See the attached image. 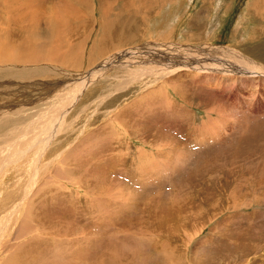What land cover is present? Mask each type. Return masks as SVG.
Wrapping results in <instances>:
<instances>
[{
  "label": "rangeland",
  "instance_id": "obj_1",
  "mask_svg": "<svg viewBox=\"0 0 264 264\" xmlns=\"http://www.w3.org/2000/svg\"><path fill=\"white\" fill-rule=\"evenodd\" d=\"M74 1L86 7L77 12L61 0H0V109L6 104L12 112L21 110L1 123L0 149L8 144L2 134L30 124L32 133L23 132V141L25 148L36 151L16 155L11 164L0 161L11 175L0 184V264H45L44 257L32 260L35 243L27 245L28 241L48 240V248L70 241L79 245L89 243L88 233L121 240L119 256L125 264H264V74L233 78L228 86L215 87L216 93L223 92L221 99H209L192 82L194 72L180 69L183 64L172 72L181 83L177 92L168 74L161 75L155 66L153 54L126 52L169 41L186 48L225 45L264 66V0ZM201 77L207 85H217L209 74ZM157 92L166 94L176 114L174 121L172 114L169 118L175 129L166 135L180 149L182 144L188 157L182 172L164 173L160 181L153 176L147 190L139 184L136 191V169L155 168L147 159L153 158L154 164L159 149L167 148L159 147L165 134L159 129L162 121L156 127L134 115L139 103H148L146 99ZM64 106V120H52L50 130L41 134L37 126L43 123L46 129V121ZM211 124L222 129V144L203 142ZM107 139L110 144H103ZM85 141L95 147L107 145L99 155L105 170L101 177L88 162L69 163ZM37 154L46 164L42 176L50 175L48 179L63 187L57 189L72 197L58 194L50 200L52 206L78 208L81 213L87 203L103 199L108 202L103 208L111 209H129L133 201L132 220L124 229V222L114 220L108 231L95 227V218L83 212L87 220L51 215V239L41 228L19 231L26 221L40 224L33 206L41 205L40 196L48 190L42 182L29 189L22 182L34 172ZM114 156L119 163L108 161ZM27 193L30 196L23 197ZM158 197L161 210L172 207L177 212L169 226L156 216ZM132 226L145 234H133ZM172 248L183 251L182 263H175ZM101 255L99 249L87 253L78 264H114L110 258L100 262Z\"/></svg>",
  "mask_w": 264,
  "mask_h": 264
},
{
  "label": "bare ground",
  "instance_id": "obj_2",
  "mask_svg": "<svg viewBox=\"0 0 264 264\" xmlns=\"http://www.w3.org/2000/svg\"><path fill=\"white\" fill-rule=\"evenodd\" d=\"M64 2L70 8H73L77 12H79L81 9L86 7V4L83 1L76 2L74 0H61V3H64ZM106 3L110 6V3H108L107 1H106ZM106 3H105V5H107ZM168 19H169V17H168ZM166 24H167L166 28L169 27L168 26L169 24L167 22H166ZM162 27H163V29L165 28V26L161 25L160 28H162ZM85 28H87V27H85ZM175 43L170 42V41L164 42V43H162V42L156 43L155 42V43L150 44V47L128 49V50H126V52H127V54H129V53L139 54L141 52H143L145 54H153L157 59L155 66L160 68L161 75L162 74H168V76H169L168 79H169V81H171L170 84L175 86V87H173V89L176 91L179 89V87H177V86H180L181 83L176 81V79L174 78V74L172 72L179 69V68H177V65L181 66L180 64H183L180 67V69L194 72V75L192 76V79H193L192 82L197 86V88L204 95V97H207L209 99H215V98L221 99L223 96V92L219 90L220 92L216 93L215 90L221 84H226V86H228V84H230L232 82L231 79H233V78H239V80H240V79H243V77L246 78L248 76H257V75L264 74V66L260 62H258L256 60L254 61V60L248 59L246 56L241 54L240 51H238L237 49L232 48L230 46L223 45V46H216L215 47L212 45H206L205 47H208L207 49L205 47H200V46L195 47V48L194 47L193 48H191V47L186 48V47H182L180 45H177ZM204 48L206 50L202 51ZM8 60L10 62L12 61V59H8ZM204 73L209 74L210 77L215 81V84H217V85L216 86L214 84L213 85H207L208 80L206 78L201 77V75ZM217 73H219V74H217ZM217 75H219V77ZM224 78H225V80L223 82L221 79H224ZM89 80H90V77L86 80V82H88ZM205 83H206V86H205ZM183 84H185V86L191 85L189 83L188 84L183 83ZM215 87H217V88H215ZM180 90H181V88H180ZM223 91H225V90H223ZM165 95L166 94H164V93L157 92L153 97L146 99V100H148V103H144V101H142L139 103L140 106L139 107L137 106L134 110L135 117H137L139 119L137 121H142V119H143V121H145L147 124L150 123L152 125L154 123L156 127H158L160 125L158 122L161 123V121H162V123H161L162 127L159 129H162L165 134L162 137L163 142H162V144H159V147H167V148L159 149V151L157 152V157L156 158L154 157V159H157L154 162V164L151 162L153 160V158L147 159L148 161H150V166L151 167L155 166V168L148 169L145 167V168H143L144 170L136 169V173H134L135 175H133L134 177L133 176L132 177H133L135 184H138V186H135V185L131 186V190H133V191L135 189L134 186L137 187L136 191L138 190L139 184L143 189L147 190L149 187V184L151 182V177H153V176L156 177L155 179H158L160 181L163 178L164 173L170 174L172 171H173V173L174 172H178V173L182 172L183 167H184V161L183 160H185L186 157H188V152L185 151L187 154L185 152H183L185 148H183L182 144H180V146L183 149L182 148L180 149L178 147V145L175 146V142L173 141L172 136L166 135L167 132H169V131L172 132V129L174 131L175 124H173L172 122L169 121V118H170L172 112H171V109L169 107L170 99L168 101L166 98L167 96L165 97ZM5 105H3L2 108L0 109V127L2 125L1 123H3L4 120H7L8 118H14L16 116V111L17 112L21 111L20 109H12L14 111V112H12L11 109L9 110V107H7V108L4 107ZM8 105H11V103L7 104V106ZM13 107L15 108V105H13ZM172 110H175V109L172 108ZM173 115H176V114H172V116ZM65 116H66V108L64 106V107L60 108V111L54 117H52L51 119L46 121L47 124H45V125L48 126L46 129L43 128V123L42 124L36 123V124H39L37 126V128L40 130H38V131L41 134H46L47 131L50 130V128H51L50 122L52 120L61 122L64 120ZM173 118L175 119L176 117H174V116L172 117V120L174 121ZM46 119H48V117ZM16 120L18 121V119H16ZM176 120H175V123L179 124L178 122H176ZM7 121H9V119ZM18 124H19V121H18ZM10 126H11V124H10ZM34 126H36V125H34ZM193 128H194V126H193ZM32 130L33 129L30 127V124L24 126L23 128H22V126L17 125L14 129H13V127H11L6 133L2 134V136H4V137L1 136V138L4 139V142L8 141V144L3 146L0 149V161L2 163H4L5 161H8L11 164L16 155H20L23 157L26 154H28L27 152L30 151L31 149L25 148V146L27 144H26V141H25V143L23 141L24 135L22 133L25 132L26 134H30V133H32ZM196 130H198V129H196ZM102 131L104 133V130H99L98 132L101 134ZM225 133L226 132H224V134ZM221 134H222V129H219L215 124H211L208 127L207 131H205V133L203 134L204 136H202V137H204L203 142L205 143V142H208V140L209 141L210 140H215V141L217 140V141H220V143H221L223 141V136L221 137ZM168 136H169V138H172V140H168ZM14 137L16 138L15 143L13 142ZM260 139H262V138H260ZM234 140L237 141V143H239L238 142L239 141L238 136H235ZM40 142H44V139H41ZM193 142H196V141H193ZM105 143L110 144V140L107 139L103 144H105ZM197 143H199V142H197ZM194 144H196V143H194ZM221 146L224 147L225 145H221ZM233 146H234V143L231 147H233ZM249 147H251V146H249ZM262 147H264V144L262 145ZM104 148H107V145H104V147L103 146H96L95 147L91 142L85 141L84 144L78 146V148L76 149V151L74 153L75 155L73 154V156L70 158L69 163L70 164H76V165H82L85 162H88L92 168L97 169L95 171V176L101 177V176H103V171H105V170L101 166V164L103 162V158L99 155L103 153ZM226 148H228V147H226ZM201 149H204V147ZM231 149H233V148H231ZM234 149L240 152L239 146H235ZM37 150H38V148H37ZM258 150H261V148H258L257 151ZM31 151H34V150H31ZM145 153L146 152L143 151L141 157L143 155L145 157ZM235 153L236 152L233 150L231 155H235ZM34 154H36V151H34ZM191 154H193V153H191ZM191 154H189V156ZM242 155H243V151L240 154H238V156H240V157ZM36 156L38 157V159L35 162L34 172L32 173L31 177L28 180H25L24 178H22V182L25 185V189L35 188L38 186V184L40 182H42L48 188V190L44 191L40 196L39 202L41 205L40 206H35V205L33 206L34 210H38V213H36L34 211V214L38 217L40 224H36L33 221H26L24 224H22L19 227V231H23L26 228H41L44 231L45 237L47 239H51L53 237L51 235L54 234V229L48 223V220L51 217V215L87 220V218L84 217L85 215H83V213L88 214L87 216H91V217L95 218V220H96V225L94 224L95 227H98L102 230H108V231H109V228L111 227V224L114 220L124 222L121 225L122 229H124V227L134 217V211L132 210V207L134 205L133 201H131L129 203V205H130L129 209L127 207H125L124 205L118 206V207L114 205L113 208L111 209L110 207L109 208H106V207L103 208V205L104 204L107 205V203H108L107 199H103V201L99 200V201H95L92 203H87L89 205V207L87 206V208H84V210H80L81 213H78L79 212L78 208L74 211L73 209H69L68 206H65V205H63L59 208H58L57 204H56V206H52L53 202H50V200L51 199L54 200L56 198H59V196H57L58 194L59 195L62 194L63 196H65L69 199H71L72 197H70L69 192L66 191L65 189H64V192L60 191L59 189H62L63 187H60L59 184L55 185L53 179H48V177H50V175H48V177L42 176L44 174L46 164L44 163L43 160L41 163V159H40L42 157L41 154H37ZM238 156L236 158H238ZM245 157H247V156H245ZM260 157H262V156H260ZM115 158H118V157L114 156L113 158L109 159L108 161H110V162L113 161L114 163H119V161L116 160ZM243 159L245 160V158H243ZM254 160H256V158ZM257 161H259V160H257ZM133 163H132V165H134ZM251 163L253 164V161ZM254 163H255V161H254ZM254 165H256V164H254ZM6 175L8 176L9 179H11V175H10L9 170L7 168L0 167V184L6 181V178H7ZM135 176H136V178H135ZM169 176H171V175H169ZM14 182H16L15 179L13 180V183ZM57 188H59V189H57ZM132 188H134V189H132ZM182 194H185L184 191ZM27 196H30V193L23 195V197H27ZM159 197H158V199H156V203L154 205L155 209L157 207H160V213L156 216H157V218L164 219V226H169L168 222L170 220L173 222L174 215L176 216L177 212L175 213V210L172 207H168L169 208L168 210H161L162 199H160ZM136 198H137V194H135L133 196V200H135ZM113 199H115V201H117L116 197H113ZM179 201L181 202V200H179ZM192 201H193V199H192ZM125 211H127L126 214L123 213ZM134 227L135 226L131 227L133 234H135V235H138V233L139 234H142V233L145 234L144 231L139 230V227H135V228ZM218 229H220V228H218ZM219 232H221V231L219 230ZM100 234L101 233H97V234L88 233L89 243H82L79 245H77L75 241H70L64 245H61V243H55V245H56L55 247L53 246V248H48V246L50 247V245H48V244L51 243L48 240H30L26 244L28 245V244L35 243V245L32 247V252L34 253V257H32V260L44 257L43 260L46 262L45 264H78L79 261L81 263V260H83V257H86L87 253H90V252L96 253V251H98V249L101 253H103V255H101L100 258L99 257L95 258L96 260H98V258H99L102 260L100 262H103L106 259L110 258V259H112L114 264H125L124 262H122L120 260L119 250H118V243L123 244V242L121 240L120 241L115 240V239H117L116 236L106 238V236L104 237L103 234L102 235H100ZM138 236H141V235H138ZM152 237H153V235H152ZM11 238L12 237H10V239ZM174 246H176V245H174ZM177 248H172L173 252H174V254L172 255V258L174 259L175 263H182L183 259H184L183 251L181 250L178 252V251H176ZM78 249H82V250L79 252ZM173 259H171V260H173Z\"/></svg>",
  "mask_w": 264,
  "mask_h": 264
},
{
  "label": "crops",
  "instance_id": "obj_3",
  "mask_svg": "<svg viewBox=\"0 0 264 264\" xmlns=\"http://www.w3.org/2000/svg\"><path fill=\"white\" fill-rule=\"evenodd\" d=\"M160 26H161V25H158V28H159V29H160Z\"/></svg>",
  "mask_w": 264,
  "mask_h": 264
}]
</instances>
